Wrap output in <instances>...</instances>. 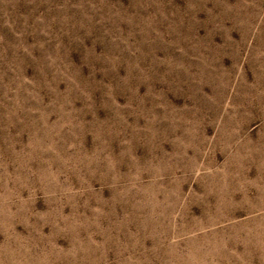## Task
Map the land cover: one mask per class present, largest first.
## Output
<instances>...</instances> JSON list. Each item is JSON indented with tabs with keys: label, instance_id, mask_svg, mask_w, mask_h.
I'll return each mask as SVG.
<instances>
[{
	"label": "rangeland",
	"instance_id": "1",
	"mask_svg": "<svg viewBox=\"0 0 264 264\" xmlns=\"http://www.w3.org/2000/svg\"><path fill=\"white\" fill-rule=\"evenodd\" d=\"M0 264H264V0H0Z\"/></svg>",
	"mask_w": 264,
	"mask_h": 264
}]
</instances>
